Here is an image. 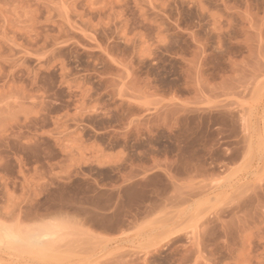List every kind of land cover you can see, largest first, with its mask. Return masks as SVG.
Wrapping results in <instances>:
<instances>
[{"label":"rangeland","instance_id":"obj_1","mask_svg":"<svg viewBox=\"0 0 264 264\" xmlns=\"http://www.w3.org/2000/svg\"><path fill=\"white\" fill-rule=\"evenodd\" d=\"M0 264H264V0H0Z\"/></svg>","mask_w":264,"mask_h":264}]
</instances>
